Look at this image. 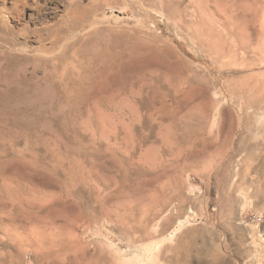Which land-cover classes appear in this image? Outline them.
Wrapping results in <instances>:
<instances>
[{"label":"rangeland","instance_id":"1","mask_svg":"<svg viewBox=\"0 0 264 264\" xmlns=\"http://www.w3.org/2000/svg\"><path fill=\"white\" fill-rule=\"evenodd\" d=\"M195 3L0 0L7 264H264V0Z\"/></svg>","mask_w":264,"mask_h":264},{"label":"bare ground","instance_id":"2","mask_svg":"<svg viewBox=\"0 0 264 264\" xmlns=\"http://www.w3.org/2000/svg\"><path fill=\"white\" fill-rule=\"evenodd\" d=\"M176 1V0H175ZM210 0H196V3L195 4H197V6L196 7H200V11L202 12V14H205V17H206V15H208V14H210V15H213V13L209 10V7H208V2H209ZM174 4H175V2H174ZM76 11H78V10H76ZM81 12V11H80ZM210 12V13H209ZM204 17V18H205ZM207 18V17H206ZM201 19H203V18H201ZM199 21V20H198ZM202 23V22H201ZM8 30V29H7ZM6 30V31H7ZM62 39V38H61ZM0 40H2L1 42H4L3 44H1V47L2 48H0V85L1 84H4V85H6L11 79L8 77L10 74H15L16 73V69H15V67L17 66V62H18V60H19V58H17V56L16 57H14L13 58V55H12V57H10V55H9V47H7L8 45H6V43H8L9 41H10V45L12 44H15V42L13 41V39H10L9 40V37H1L0 38ZM6 47L8 48V49H6ZM3 48H5V49H3ZM37 54V53H36ZM22 56V55H21ZM33 56V55H32ZM26 57H27V55H26ZM28 58V57H27ZM27 58H25V59H27ZM30 59H31V57H30ZM33 59L34 60H32L34 63H35V65L36 66H38L37 64H39V61L36 59V58H34L33 57ZM22 60V59H21ZM24 60V59H23ZM22 60V62H24ZM29 60V59H28ZM27 61V60H26ZM21 62V61H20ZM21 62V64H22V66H23V64L24 63H22ZM29 62V61H28ZM26 63V62H25ZM33 66H34V64H33ZM35 67V66H34ZM23 68H25V66H23ZM18 70V69H17ZM24 70V69H23ZM18 71H20V69L18 70ZM15 82V81H14ZM0 101H1V94H0ZM257 191H258V193H259V195L260 196H263V194H264V190L262 191V190H260L259 188H257ZM7 229V228H6ZM128 230L130 231V228H128ZM31 231V230H30ZM5 232H7L6 230H5ZM31 233V232H30ZM32 234V233H31ZM8 235V234H7ZM26 235V234H25ZM21 236V235H20ZM20 236H16L15 237V239H18V248H20L21 249V246H22V238L20 237ZM35 237V236H34ZM37 237V236H36ZM143 237V236H142ZM142 237L139 235V239H142ZM9 239L10 240H12L13 238L12 237H9ZM55 239V238H54ZM34 241H37L35 238L33 239ZM29 241H31V243L29 244L30 246H32V247H34L35 246V248H37V245H35L36 244V242H35V244L34 243H32V242H34V241H32V239H30ZM60 243H62V240L60 241ZM39 244V243H38ZM98 245V244H97ZM39 247H40V245H39ZM97 247V246H96ZM34 248V249H35ZM61 248H63V247H61ZM37 250V249H36ZM98 251H99V249H98ZM98 253V252H97ZM96 254V253H95ZM94 255V254H93ZM144 255H146V256H149V253H148V251H147V249H141L140 251H138L137 252V260H140ZM98 256H99V253H98ZM102 256H100V258H101ZM97 258V257H96ZM165 258V257H164ZM167 259V258H166ZM97 261H98V259H97ZM0 264H7L6 263V256H4L3 257V259H2V257H0ZM111 264H115L114 262H111ZM118 264V263H117Z\"/></svg>","mask_w":264,"mask_h":264}]
</instances>
